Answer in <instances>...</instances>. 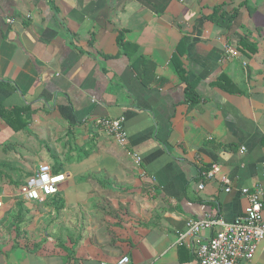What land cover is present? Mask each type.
Returning <instances> with one entry per match:
<instances>
[{
    "label": "crops",
    "instance_id": "obj_1",
    "mask_svg": "<svg viewBox=\"0 0 264 264\" xmlns=\"http://www.w3.org/2000/svg\"><path fill=\"white\" fill-rule=\"evenodd\" d=\"M40 165L65 181L26 201ZM263 171L264 0H0V264H197L177 235L231 223Z\"/></svg>",
    "mask_w": 264,
    "mask_h": 264
},
{
    "label": "built area",
    "instance_id": "obj_2",
    "mask_svg": "<svg viewBox=\"0 0 264 264\" xmlns=\"http://www.w3.org/2000/svg\"><path fill=\"white\" fill-rule=\"evenodd\" d=\"M237 55L236 50L229 48L225 50V56L228 59L236 58ZM94 125L117 145L125 146L126 137L122 129V119H96ZM133 157L136 163H139V158ZM218 173L219 167L211 165L209 170L201 173L200 177L203 180H212ZM64 181L63 174H55L47 165H40L20 187L19 194L26 201L48 198L59 191ZM219 182L225 186V193H228L229 180L221 176ZM198 188L202 189V185ZM240 192L247 205L242 214L231 223L210 217L202 220H189L185 230L177 235L176 244L188 245L197 264H252L253 256L259 244L264 240V220L262 218L264 189L256 187L248 190L245 188ZM214 227H218L219 231L212 238L206 242L197 243L196 246L193 245V242L198 240L197 235L201 231ZM115 264H129V260L123 256Z\"/></svg>",
    "mask_w": 264,
    "mask_h": 264
},
{
    "label": "trees",
    "instance_id": "obj_3",
    "mask_svg": "<svg viewBox=\"0 0 264 264\" xmlns=\"http://www.w3.org/2000/svg\"><path fill=\"white\" fill-rule=\"evenodd\" d=\"M120 39V37H119ZM187 98L190 100L191 103L194 102V96L193 94H190V91L189 93L187 92ZM55 174H58V172H54ZM19 209V218L16 220L17 221V224L21 223V221L23 220V213H24V210L21 209V208H18ZM18 228V227H17Z\"/></svg>",
    "mask_w": 264,
    "mask_h": 264
}]
</instances>
